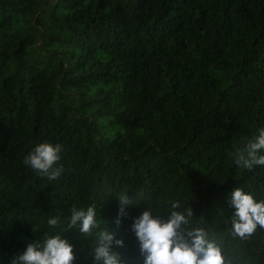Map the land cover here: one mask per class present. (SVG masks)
Listing matches in <instances>:
<instances>
[{"label": "trees", "instance_id": "trees-1", "mask_svg": "<svg viewBox=\"0 0 264 264\" xmlns=\"http://www.w3.org/2000/svg\"><path fill=\"white\" fill-rule=\"evenodd\" d=\"M260 128L264 0H0V262L95 203L141 264L131 216L180 200L232 264H264V227L227 234L233 188L264 198V166L233 158ZM44 141L62 146L54 181L22 163ZM65 235L92 264L94 238Z\"/></svg>", "mask_w": 264, "mask_h": 264}, {"label": "clouds", "instance_id": "clouds-1", "mask_svg": "<svg viewBox=\"0 0 264 264\" xmlns=\"http://www.w3.org/2000/svg\"><path fill=\"white\" fill-rule=\"evenodd\" d=\"M61 152L59 143L39 142L23 157L22 163L38 176L54 181L63 171L62 167H57ZM233 158L238 167L246 170L264 166V128L258 129L245 148L235 151ZM127 193L117 196L114 219L117 227L129 218V209L136 204ZM229 196L231 215L227 234L230 237L244 239L257 226L264 227V198L254 197L241 187L233 188ZM108 224V220L98 218L95 203L73 206L63 218L49 215L46 218L48 230L16 251L11 264H75L77 253L82 249L68 239L65 233L69 232L74 233L75 238L77 233L94 238L86 253L92 264H127L118 251L125 246V240L118 238ZM128 231L135 238L141 264H232L222 243L210 237L206 227L198 223L193 209L182 205L180 200L168 201L164 209H142L131 216Z\"/></svg>", "mask_w": 264, "mask_h": 264}]
</instances>
